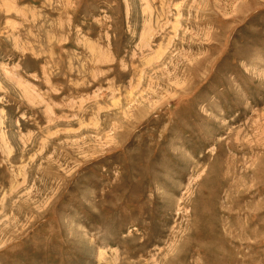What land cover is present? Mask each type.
<instances>
[{"label":"rangeland","instance_id":"374dc122","mask_svg":"<svg viewBox=\"0 0 264 264\" xmlns=\"http://www.w3.org/2000/svg\"><path fill=\"white\" fill-rule=\"evenodd\" d=\"M0 264H264V0H0Z\"/></svg>","mask_w":264,"mask_h":264},{"label":"bare ground","instance_id":"6f19581e","mask_svg":"<svg viewBox=\"0 0 264 264\" xmlns=\"http://www.w3.org/2000/svg\"><path fill=\"white\" fill-rule=\"evenodd\" d=\"M214 214V213H213ZM222 248V247H221ZM221 251V250H220Z\"/></svg>","mask_w":264,"mask_h":264}]
</instances>
